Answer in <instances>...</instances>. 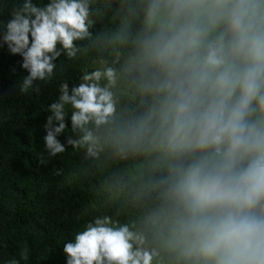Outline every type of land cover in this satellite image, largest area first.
Here are the masks:
<instances>
[{
    "label": "clouds",
    "instance_id": "1",
    "mask_svg": "<svg viewBox=\"0 0 264 264\" xmlns=\"http://www.w3.org/2000/svg\"><path fill=\"white\" fill-rule=\"evenodd\" d=\"M7 4L18 93L59 81L38 164L95 181L63 264H264V0Z\"/></svg>",
    "mask_w": 264,
    "mask_h": 264
},
{
    "label": "trees",
    "instance_id": "2",
    "mask_svg": "<svg viewBox=\"0 0 264 264\" xmlns=\"http://www.w3.org/2000/svg\"><path fill=\"white\" fill-rule=\"evenodd\" d=\"M18 60L0 50V264L19 259L21 249L28 250V259L20 264H63L59 250L87 219L89 184L95 181L81 177L70 148L47 165L38 164L44 109L56 98L59 81L41 84L38 93L19 94L16 85L26 73ZM77 72L66 65L62 75L74 82Z\"/></svg>",
    "mask_w": 264,
    "mask_h": 264
}]
</instances>
